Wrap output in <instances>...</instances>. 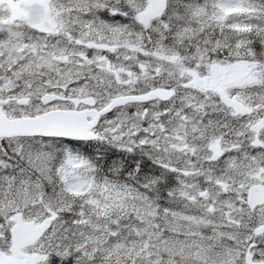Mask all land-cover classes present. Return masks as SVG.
<instances>
[{"label": "snow or ice", "instance_id": "snow-or-ice-1", "mask_svg": "<svg viewBox=\"0 0 264 264\" xmlns=\"http://www.w3.org/2000/svg\"><path fill=\"white\" fill-rule=\"evenodd\" d=\"M0 264H264V0H0Z\"/></svg>", "mask_w": 264, "mask_h": 264}, {"label": "rangeland", "instance_id": "rangeland-1", "mask_svg": "<svg viewBox=\"0 0 264 264\" xmlns=\"http://www.w3.org/2000/svg\"><path fill=\"white\" fill-rule=\"evenodd\" d=\"M4 23H5V25L7 26V22L5 21ZM9 30H10V31H13L15 34H18V33H16V29L13 28V27H10V26H9Z\"/></svg>", "mask_w": 264, "mask_h": 264}]
</instances>
